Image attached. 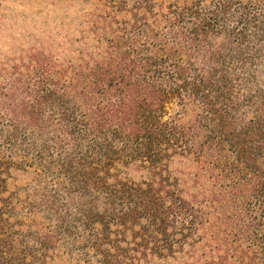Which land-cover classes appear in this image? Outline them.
Instances as JSON below:
<instances>
[{
    "label": "trees",
    "instance_id": "16d2710c",
    "mask_svg": "<svg viewBox=\"0 0 264 264\" xmlns=\"http://www.w3.org/2000/svg\"><path fill=\"white\" fill-rule=\"evenodd\" d=\"M70 1L0 68V264H264V0Z\"/></svg>",
    "mask_w": 264,
    "mask_h": 264
},
{
    "label": "rangeland",
    "instance_id": "374dc122",
    "mask_svg": "<svg viewBox=\"0 0 264 264\" xmlns=\"http://www.w3.org/2000/svg\"><path fill=\"white\" fill-rule=\"evenodd\" d=\"M86 10L70 0H0V68L33 55L62 57Z\"/></svg>",
    "mask_w": 264,
    "mask_h": 264
}]
</instances>
